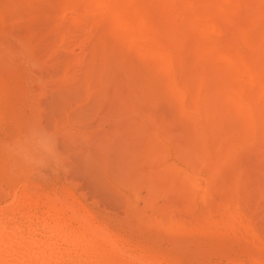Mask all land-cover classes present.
Masks as SVG:
<instances>
[{"label":"bare ground","instance_id":"bare-ground-1","mask_svg":"<svg viewBox=\"0 0 264 264\" xmlns=\"http://www.w3.org/2000/svg\"><path fill=\"white\" fill-rule=\"evenodd\" d=\"M3 1L39 36L63 29V39L80 38L90 28L99 38L88 82L95 83L98 76L99 82L123 81L136 101L149 107L164 102L183 123L179 158L187 166L183 176L171 163L167 169L171 175L180 169L176 194L187 197L193 191L203 208L190 210L187 218L169 215L159 225L239 237L235 251L253 264H264L256 212L246 210L241 200L254 188L264 197V177H250L231 149L264 159V0ZM67 11L76 15L67 18ZM221 132L230 134L232 147L217 144ZM150 134L154 137L146 142L160 147V130ZM260 167L264 174V164ZM35 192L31 199L22 190L0 208V264L173 260L171 254L111 231L66 189L44 196L39 188ZM11 213H19L21 220L10 225Z\"/></svg>","mask_w":264,"mask_h":264},{"label":"rangeland","instance_id":"rangeland-1","mask_svg":"<svg viewBox=\"0 0 264 264\" xmlns=\"http://www.w3.org/2000/svg\"><path fill=\"white\" fill-rule=\"evenodd\" d=\"M16 15V8L0 0V145L40 123L57 133L65 162L58 169L36 173L0 151V208L22 190L34 199L38 188L43 196L66 189L111 231L141 247L171 254L168 264H251L235 251L239 237L219 238L205 230L177 232L159 225L169 215L187 218L190 210L198 213L203 208L193 191L187 197L176 194L182 179L175 173L181 169L183 176L187 166L179 158L183 123L169 113L167 104L160 101L149 107L136 101L123 81L99 82L98 76L89 83V64L99 38L88 32L90 28L83 29L87 32L80 38L71 34L63 39V29L39 36ZM157 129L161 146L153 148L146 138L154 137L150 133ZM216 142L221 148L232 147L227 132ZM231 149L250 177H264V159ZM170 163L180 167L173 175L167 169ZM241 200L246 210H255L258 224H264V197L258 189ZM13 214L10 225L21 220L19 213ZM257 225L264 232V226Z\"/></svg>","mask_w":264,"mask_h":264},{"label":"clouds","instance_id":"clouds-1","mask_svg":"<svg viewBox=\"0 0 264 264\" xmlns=\"http://www.w3.org/2000/svg\"><path fill=\"white\" fill-rule=\"evenodd\" d=\"M0 151L13 163L36 173L58 169L65 162L57 133L40 123L31 124L11 141L0 145Z\"/></svg>","mask_w":264,"mask_h":264}]
</instances>
